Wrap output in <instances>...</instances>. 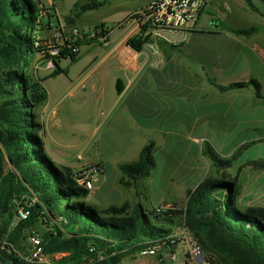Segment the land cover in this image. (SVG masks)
<instances>
[{"label": "crops", "instance_id": "obj_1", "mask_svg": "<svg viewBox=\"0 0 264 264\" xmlns=\"http://www.w3.org/2000/svg\"><path fill=\"white\" fill-rule=\"evenodd\" d=\"M150 1L132 6L119 31L105 27L97 37L79 42L75 61L81 58L82 44L89 45L92 57L89 85L83 79L58 106L43 104L45 154L73 174L85 164L103 165L96 192L83 199L99 210L143 204L141 188L150 190L154 174L127 189L119 184L120 166L138 161L149 142L155 144V160L172 159L171 173L197 175L195 183L176 186L185 191V204L159 207L183 210L190 191L206 180L221 179L233 183L238 208H264V170L251 164L264 162V16L251 11L245 0H211L183 43H160L164 63L151 68L148 52L130 45L139 37L130 16ZM253 2L264 13V2ZM250 82L260 85V96L251 84L228 88ZM71 109L78 112L73 122ZM50 132L84 143L74 153L69 149L76 147L62 146ZM207 145L230 164L218 169L204 153ZM151 206L159 208L154 201Z\"/></svg>", "mask_w": 264, "mask_h": 264}, {"label": "trees", "instance_id": "obj_2", "mask_svg": "<svg viewBox=\"0 0 264 264\" xmlns=\"http://www.w3.org/2000/svg\"><path fill=\"white\" fill-rule=\"evenodd\" d=\"M245 1L251 11L264 16L253 0ZM109 2L84 0L66 24L74 25L82 14ZM37 19L36 1L0 0V264H46L30 261L33 235L41 238L50 258L48 264H120L130 246L143 249L153 245L172 232L171 226L183 221L211 264H264V208H238V192L228 181L202 182L188 193L183 210L147 212L141 203L132 206L128 202L99 210L82 202L90 191L79 186L72 169L58 167L48 158L42 136L45 127L36 121L38 110L48 99L43 81L33 73L34 57L40 52L33 34ZM101 28L105 25L96 30ZM144 42L137 37L130 45L140 50ZM78 46L67 43L50 78L66 72L59 60L67 56L75 61ZM249 84L262 94L256 82L228 88ZM154 145L149 142L138 161L120 166L122 187H136L151 176L156 168ZM204 153L218 169L230 164L211 145ZM251 164L264 170L263 161ZM33 198L37 201L28 207ZM20 206L29 210V216L16 222ZM58 254L62 256L55 258Z\"/></svg>", "mask_w": 264, "mask_h": 264}, {"label": "built area", "instance_id": "obj_3", "mask_svg": "<svg viewBox=\"0 0 264 264\" xmlns=\"http://www.w3.org/2000/svg\"><path fill=\"white\" fill-rule=\"evenodd\" d=\"M38 3V19L36 29L53 31L51 38L45 44L36 42L39 53L45 57L47 69H54L57 57L61 55L63 46L67 43L77 44L83 39L95 38L106 29H98L89 36L81 35L77 27L67 25L55 10L57 0H34ZM211 0H152L144 7L134 11L130 20L138 31L139 37L144 40L143 49L150 57L149 66L159 68L164 63V55L160 43L178 45L183 43L187 36L196 30L199 19ZM102 164L92 163L83 165L73 174L79 186L91 191L94 189L95 179L103 172ZM37 201L31 199L28 207ZM159 207L158 210H165ZM29 216L26 207L17 210L16 222L25 220ZM33 250L31 262L46 263L49 256L44 253L41 238L38 235L30 237ZM183 262H181V256ZM58 254L55 258H60ZM143 258L154 259L156 264H211L196 237L185 221L172 229L165 238L155 242L140 251Z\"/></svg>", "mask_w": 264, "mask_h": 264}, {"label": "rangeland", "instance_id": "obj_4", "mask_svg": "<svg viewBox=\"0 0 264 264\" xmlns=\"http://www.w3.org/2000/svg\"><path fill=\"white\" fill-rule=\"evenodd\" d=\"M84 0H57V12L61 19L65 17H75L79 9V5L83 3ZM102 1V0H101ZM148 0H111V2L105 4L103 7L88 11L82 14L78 20H75V25L85 36H89L93 34L96 30V27L99 25H105V27L113 29L114 31H119V26L126 23L127 15L130 10H132V6H135L139 3L147 2ZM46 3V1H44ZM207 17H209L207 15ZM71 26V25H70ZM74 27V26H72ZM36 41H41L42 44L51 38V34L53 31L48 29H35L33 32ZM67 46V44L65 45ZM65 46L62 48L64 49ZM94 51H98L100 48L94 47ZM89 53V45L82 44L81 45V58L77 61H73L71 57H62L59 60V65L66 72L55 77L50 78V74L55 70L47 69L45 66L46 59L41 55V53H37L34 57L33 62V73L37 78H40L43 81V87L45 91L48 93L47 103L50 106H58L64 95H66L70 91L72 92L73 88L78 86L80 82L84 79L85 87L89 84V80L87 77L92 68L91 60L92 57ZM60 57V56H59ZM57 60V59H56ZM68 99V98H67ZM76 99V98H75ZM68 102H73L74 100H67ZM46 104V103H45ZM73 104V103H72ZM42 107L38 110L36 114V121H39L43 124V120L41 119ZM70 119L75 121L78 116V112L76 109L70 110ZM55 140H57L62 146L73 148L69 149V151L76 152L77 147L84 142L82 141H73L65 139V137H60L59 135L50 132ZM82 146V145H81ZM82 148V147H81ZM255 151V150H253ZM89 152L85 154V160H89L88 158ZM172 159L164 158V157H156L157 161V169L154 170V182L150 187V190L147 191L141 188V201L143 202L144 209L147 212L153 211V207L151 206L152 201L157 204V208L160 204H165L166 202L174 203V204H185L186 197L185 191L177 189V185H181V182H188L189 184L195 183L197 179V175H194L192 178L190 175L185 174H173L171 173V168L169 167V163ZM52 161V160H51ZM53 162V161H52ZM54 163V162H53ZM109 178L111 176L109 175ZM173 180V181H172ZM221 181V179H219ZM183 183V184H184ZM99 182L94 184L95 189L90 191V194L93 195L96 192L97 186ZM103 190L101 194L104 192ZM150 194H149V193ZM229 194V193H228ZM227 201V198H224ZM82 202L86 203L88 206H93L92 204H88L85 200ZM94 204V203H93ZM238 207V206H237ZM240 209H244V207L239 206ZM258 207H253L252 209H256ZM97 209V208H96ZM164 224V223H163ZM165 227H168L167 224H164ZM142 248L138 246H130L128 250L123 252V255L120 259V264H156L155 260H147L140 256V251ZM183 262V259L181 260ZM182 264V263H181Z\"/></svg>", "mask_w": 264, "mask_h": 264}, {"label": "water", "instance_id": "obj_5", "mask_svg": "<svg viewBox=\"0 0 264 264\" xmlns=\"http://www.w3.org/2000/svg\"><path fill=\"white\" fill-rule=\"evenodd\" d=\"M232 192L231 191H229V194H231Z\"/></svg>", "mask_w": 264, "mask_h": 264}]
</instances>
